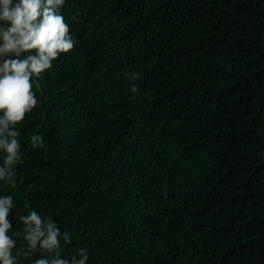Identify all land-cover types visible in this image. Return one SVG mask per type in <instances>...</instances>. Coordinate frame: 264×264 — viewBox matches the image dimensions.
<instances>
[{
	"label": "trees",
	"instance_id": "16d2710c",
	"mask_svg": "<svg viewBox=\"0 0 264 264\" xmlns=\"http://www.w3.org/2000/svg\"><path fill=\"white\" fill-rule=\"evenodd\" d=\"M61 14L75 46L32 78L0 182L14 229L50 216L72 235L62 255L85 248L88 264H264V0H65ZM25 251L18 239L19 264L41 255Z\"/></svg>",
	"mask_w": 264,
	"mask_h": 264
},
{
	"label": "clouds",
	"instance_id": "9594fccd",
	"mask_svg": "<svg viewBox=\"0 0 264 264\" xmlns=\"http://www.w3.org/2000/svg\"><path fill=\"white\" fill-rule=\"evenodd\" d=\"M65 0H0V182L11 184L13 166L20 160V132L16 124L37 105L32 78L52 66L61 54L73 49L76 41L70 35L61 9ZM138 73H132L134 80ZM133 86L131 92H137ZM33 148L43 145L41 135H32ZM12 195H0V264H19L14 254L18 239L24 242L25 256L41 253L32 264H88L89 255L79 248L65 258L62 249L72 243V235L61 231L50 217L31 210L16 218Z\"/></svg>",
	"mask_w": 264,
	"mask_h": 264
}]
</instances>
